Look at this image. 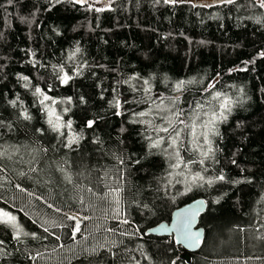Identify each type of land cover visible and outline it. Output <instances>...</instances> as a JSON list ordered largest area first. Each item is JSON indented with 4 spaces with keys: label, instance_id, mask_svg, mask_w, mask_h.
<instances>
[{
    "label": "trees",
    "instance_id": "1",
    "mask_svg": "<svg viewBox=\"0 0 264 264\" xmlns=\"http://www.w3.org/2000/svg\"><path fill=\"white\" fill-rule=\"evenodd\" d=\"M96 1L0 0V210L21 229L0 220V264H264L259 0ZM195 197L203 238L186 263L146 231Z\"/></svg>",
    "mask_w": 264,
    "mask_h": 264
},
{
    "label": "snow or ice",
    "instance_id": "2",
    "mask_svg": "<svg viewBox=\"0 0 264 264\" xmlns=\"http://www.w3.org/2000/svg\"><path fill=\"white\" fill-rule=\"evenodd\" d=\"M60 0H57V3H59ZM73 3H83L84 0H72ZM157 3L160 2V0H156ZM177 2V0H163V3L164 4H169V3H172V4H175ZM224 3H227V4H233L235 3V0H223ZM8 3L9 4H12L13 3V0H8ZM259 6L261 8H264V0H259ZM99 10V9H98ZM77 51H79V49H77ZM22 79L24 80H27L28 78L25 76V77H21ZM70 79V77L68 75H64L63 77H61V82L62 83H67L68 80ZM148 81H145V84H147ZM181 85L184 83L183 81L180 82ZM179 87L180 85L177 86L178 90H179ZM35 94L37 95H41L43 96V99L40 101V103H44L45 101H49L51 100L52 104H56L57 101H55L54 99H52L51 97H49L48 95L44 94L42 92V90L37 87L35 89ZM221 93L217 92L215 93V96H214V99H220L221 98ZM15 103V102H13ZM231 101L227 98H224L222 100V102L220 103V108L222 110H228L229 109V105H230ZM161 104H163V101H161ZM116 107L119 108L120 107V101L117 100L116 101ZM165 109H161V111H164ZM119 114V113H117ZM48 115L49 117H53L55 116V120L53 119H49V124L52 125V128L54 131H59L60 127H61V124H60V120H61V117L59 115H56V113L54 112V110H51L49 109L48 110ZM137 115H139L140 117H143V116H146L147 113L146 112H139ZM179 113H175L173 112V116H178ZM221 116H223V111L220 113ZM28 117L25 116V119H27ZM162 119H165L166 120V123H167V126H161V127H158V128H154V131H156L157 133H165V134H169L171 135V132H174L175 135L171 137V142L169 144V147H175L176 144H177V140L180 138V135H181V132L180 131H177L174 127V121L172 119V117H161ZM216 120V116L215 114H213L212 118L205 122V124L203 125L205 128H208V125L209 124H213ZM180 124H184V121L183 120H179L178 121ZM95 122L94 121H88V127H92L93 124ZM68 128H71V121H68L67 125H66ZM189 125L185 124V128H188ZM191 128H192V135L193 137L195 138L196 137V126H195V123H193V125H191ZM171 130V132H170ZM210 130V129H209ZM200 135L203 136L204 138V143L207 144L209 143V139H208V132L205 131V132H202L200 133ZM73 141H69V143L71 144ZM165 142V137L164 136H159L158 139H156L152 144H151V147L153 148H157L159 147L162 143ZM211 152V148L208 149V152H204L203 155L204 156H207L208 153ZM177 159L179 161V153H177ZM203 161H201L202 163ZM174 167H180V163L177 162ZM197 178L199 179H203V177H200L199 174H197ZM219 180H224V176H220L218 177ZM49 207H52L51 205H49ZM56 211H60L59 209H56ZM3 216L7 217V221L6 222H12V221H15V217L14 216H11L9 213L7 212H4L3 213ZM69 220H75L76 221V226L73 230V235H75L76 232L79 231V225H80V221L75 217V216H69L68 217ZM125 223H127V221H124ZM191 221L190 219H188L187 217L185 218V221H182V226L185 225V224H190ZM45 231H47V229H45ZM185 236H186V239H188L189 241H196L198 242V237H199V233H196V234H192L191 232L189 231H186L185 232Z\"/></svg>",
    "mask_w": 264,
    "mask_h": 264
},
{
    "label": "water",
    "instance_id": "3",
    "mask_svg": "<svg viewBox=\"0 0 264 264\" xmlns=\"http://www.w3.org/2000/svg\"><path fill=\"white\" fill-rule=\"evenodd\" d=\"M205 206L206 203L202 197H195L173 209L168 222L164 221L147 229L146 234L156 237L172 236L175 244L182 249L179 257L188 263L189 254L196 253L203 238V229L198 225V216L204 211ZM186 217L191 223L182 226V221H185ZM186 231L192 234L199 233L198 242L186 239Z\"/></svg>",
    "mask_w": 264,
    "mask_h": 264
},
{
    "label": "rangeland",
    "instance_id": "4",
    "mask_svg": "<svg viewBox=\"0 0 264 264\" xmlns=\"http://www.w3.org/2000/svg\"><path fill=\"white\" fill-rule=\"evenodd\" d=\"M84 2H91V0H84ZM96 3V5L97 6H99V7H101V6H106V2L104 1V0H98V1H96L95 2ZM193 116H195V114L193 115ZM203 132V130L201 131L200 130V133H202ZM202 136V135H201ZM193 179L194 178H192V176L191 175H185V176H183V178H182V180L185 182V183H188V182H191V181H193ZM4 212H6V211H3V210H0V220H2L3 222H5L10 228H11V230H12V232H13V234L15 235V236H19L20 235V232L19 231H21V229H20V227H19V225H18V222H17V220H16V218H15V221H12V222H6L7 221V217H5V216H3V213ZM7 213H9V212H7ZM11 216H14L13 214H11V213H9ZM68 215L69 216H75L79 221H81L82 219H83V216L81 215V214H79V213H77V212H69L68 213ZM75 226H76V221L74 220V228H75ZM74 228H73V230H74ZM72 234H73V231H72ZM76 234V233H75Z\"/></svg>",
    "mask_w": 264,
    "mask_h": 264
}]
</instances>
